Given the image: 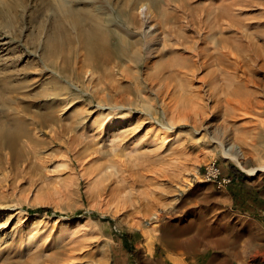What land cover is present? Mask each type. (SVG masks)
I'll return each instance as SVG.
<instances>
[{
	"label": "rangeland",
	"instance_id": "obj_1",
	"mask_svg": "<svg viewBox=\"0 0 264 264\" xmlns=\"http://www.w3.org/2000/svg\"><path fill=\"white\" fill-rule=\"evenodd\" d=\"M23 1L13 30L0 17V47L12 42L0 50V264H120L130 230L160 251L157 229L232 206L203 180L206 165L244 186L264 176L215 141L235 144L247 168L264 159V0H163L155 19L112 0L131 41H143L138 72L119 57L94 67L82 37L70 46L52 34V0ZM50 41L58 49L39 61ZM116 105L129 118L110 126ZM17 128L27 134L9 150L3 133ZM207 244L189 252H220Z\"/></svg>",
	"mask_w": 264,
	"mask_h": 264
},
{
	"label": "bare ground",
	"instance_id": "obj_2",
	"mask_svg": "<svg viewBox=\"0 0 264 264\" xmlns=\"http://www.w3.org/2000/svg\"><path fill=\"white\" fill-rule=\"evenodd\" d=\"M134 1L132 9H135L139 4H142L141 14L143 13L145 16H149L150 19H155L158 17V8L163 0ZM0 4L2 6V9L0 10V17L2 18L3 28L6 31L13 30L14 25L12 19L18 17L17 14H19V12H16L18 7H25L24 1L0 0ZM47 7L49 10H52L53 19L55 21L52 34H59L63 36V41L61 40L62 44L67 43V45L70 44V46L76 42V37H82V41L84 40L88 44L87 47H90V55L94 59V67L107 65L113 62L115 57H119L124 60L130 59L132 63L136 64L135 68L137 69V72L139 71V65L143 61L142 56L145 53L143 41L137 38H135L137 40L131 41L130 38H132V35L130 28L126 27V25L121 23L117 18L115 10L117 11L119 7L114 5L112 0H52ZM120 11L122 12L123 10L120 9ZM22 14L24 15V10L19 15L21 16ZM6 19L8 20L6 21ZM115 40L117 42L116 44H114ZM51 42L52 41H50V43ZM50 43L47 45L44 43L42 44L45 50L47 47V53L45 51L46 55L44 53L43 57L39 55V61L48 59V57H51L58 49V43ZM11 44L12 42L10 40L2 43L1 45H7V47H0V50H8L11 48ZM5 72L7 75L10 71L6 69ZM57 77L59 78L60 74H58ZM27 83L28 82H26L25 85ZM10 84V82L6 81L2 84V87L9 88ZM21 84H23V82H20L19 84L17 83L16 85L12 84V86L17 89V87ZM123 107L124 106L121 105L111 107V111L108 113L112 116L109 123L110 126H114V123L117 121L121 123L123 120L129 118L127 114H124L121 117H116L114 115L118 112V110H122ZM52 109L50 107L46 109L48 112L46 111V113H44L45 117H52L51 113H49ZM171 128L175 129V126L171 125ZM22 134H27V131L22 128L11 129L3 133L6 148H9V150L15 149L17 145L16 140ZM215 141L221 150L223 158L234 162L249 176H256L261 172L264 173V159H261L260 155L256 154L257 158L261 159V163L258 166L247 168L245 166V160L247 158L244 152L239 150L235 144H228L225 140L220 138H216ZM157 218L158 215H155L154 219ZM208 231V226L204 219H193L185 227L178 228L170 224L169 226L163 227L162 230L157 229L156 233L154 235L151 234L150 237L158 241L167 250L185 249L196 253L199 251L198 249L200 247L209 243L210 237L208 235Z\"/></svg>",
	"mask_w": 264,
	"mask_h": 264
},
{
	"label": "crops",
	"instance_id": "obj_3",
	"mask_svg": "<svg viewBox=\"0 0 264 264\" xmlns=\"http://www.w3.org/2000/svg\"><path fill=\"white\" fill-rule=\"evenodd\" d=\"M222 171L233 178L224 193L232 206L194 213L207 221L206 247L218 248L219 253L196 257L185 249L167 250L160 243L159 251L155 243H140L130 230L124 236L120 264H264V176L253 186H244L234 174Z\"/></svg>",
	"mask_w": 264,
	"mask_h": 264
},
{
	"label": "built area",
	"instance_id": "obj_4",
	"mask_svg": "<svg viewBox=\"0 0 264 264\" xmlns=\"http://www.w3.org/2000/svg\"><path fill=\"white\" fill-rule=\"evenodd\" d=\"M202 176L205 182L215 184L218 189L226 188L233 182V178L225 175L217 162L206 165Z\"/></svg>",
	"mask_w": 264,
	"mask_h": 264
},
{
	"label": "trees",
	"instance_id": "obj_5",
	"mask_svg": "<svg viewBox=\"0 0 264 264\" xmlns=\"http://www.w3.org/2000/svg\"><path fill=\"white\" fill-rule=\"evenodd\" d=\"M36 212H38V213H44V212H48V213H50V212H51V209L45 207V208H41V209L36 210ZM127 237H128V236H127Z\"/></svg>",
	"mask_w": 264,
	"mask_h": 264
}]
</instances>
